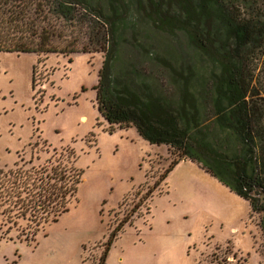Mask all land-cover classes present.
<instances>
[{
	"label": "rangeland",
	"instance_id": "374dc122",
	"mask_svg": "<svg viewBox=\"0 0 264 264\" xmlns=\"http://www.w3.org/2000/svg\"><path fill=\"white\" fill-rule=\"evenodd\" d=\"M142 20L133 37L122 34L125 57L137 56L135 41L176 69L180 57L201 64L181 34L162 35ZM103 58L0 53V170L58 166L70 184L81 181L55 222H0V264H98L125 217L105 264H264L260 215L245 200L185 159L155 185L173 150L102 118L94 87ZM152 72L169 86L168 71Z\"/></svg>",
	"mask_w": 264,
	"mask_h": 264
},
{
	"label": "trees",
	"instance_id": "16d2710c",
	"mask_svg": "<svg viewBox=\"0 0 264 264\" xmlns=\"http://www.w3.org/2000/svg\"><path fill=\"white\" fill-rule=\"evenodd\" d=\"M141 19L181 34L201 64L180 57L176 69L135 41L137 56L125 57L122 34L133 37ZM94 51L104 53L94 87L102 118L176 154L155 185L183 159L195 163L260 215L264 237V0H0V53ZM159 68L167 87L152 72ZM66 171L0 170V222H55L81 182L70 184ZM127 221L109 231L98 264Z\"/></svg>",
	"mask_w": 264,
	"mask_h": 264
},
{
	"label": "crops",
	"instance_id": "0c3cea01",
	"mask_svg": "<svg viewBox=\"0 0 264 264\" xmlns=\"http://www.w3.org/2000/svg\"><path fill=\"white\" fill-rule=\"evenodd\" d=\"M193 164V163H192Z\"/></svg>",
	"mask_w": 264,
	"mask_h": 264
}]
</instances>
